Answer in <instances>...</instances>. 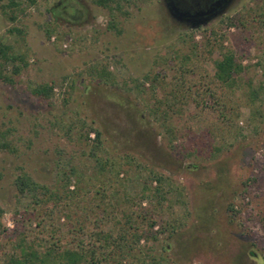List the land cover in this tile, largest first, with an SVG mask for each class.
<instances>
[{"label":"rangeland","instance_id":"rangeland-1","mask_svg":"<svg viewBox=\"0 0 264 264\" xmlns=\"http://www.w3.org/2000/svg\"><path fill=\"white\" fill-rule=\"evenodd\" d=\"M14 1H0V262L21 234L91 245L131 223L123 264H264V103L253 115L237 89L211 86L221 106L203 94L221 44L264 98L261 0H231L195 29L163 0ZM65 3L76 15L54 18ZM178 87L188 103L156 116ZM23 174L59 198L35 208Z\"/></svg>","mask_w":264,"mask_h":264},{"label":"trees","instance_id":"trees-1","mask_svg":"<svg viewBox=\"0 0 264 264\" xmlns=\"http://www.w3.org/2000/svg\"><path fill=\"white\" fill-rule=\"evenodd\" d=\"M2 1V0H0ZM30 4L34 3V0H28ZM94 4L109 8L112 4H114L115 0H93ZM21 5L16 3L14 0H8V5L2 7L3 12L6 13L8 10L10 11L13 8H19ZM53 17L59 16H70L74 17L76 15L75 7L71 5V3L61 4L59 7H54L52 9ZM71 12V13H70ZM253 16L257 17L260 21L257 26H261L264 28V0H261L260 4L258 3L257 10L253 11ZM228 26L238 27L245 26L242 21H236V19H228ZM211 45V46H210ZM209 48V52H212L215 49V45L210 43L207 44ZM218 49L220 50V57L213 62L214 66V74L212 76V84L207 83V86L203 88V94L207 97L213 98V103L216 106H221L218 103V99H216L215 93H211V86L214 84H218L222 86V88L226 90L240 91L241 96L244 97V101L246 105L251 109L253 115L259 113L258 106L264 103V98L260 96L262 88L255 89L251 87L249 82H244L241 78V75L245 71V68L241 65L238 60L237 54L230 49H224L221 44L218 45ZM6 60L12 59V57H7L5 54L3 55ZM184 62L188 64L190 62V58H184ZM18 71L17 66L14 67L13 73ZM3 80L9 81L6 77H3ZM53 87L48 85H40L32 89L31 93L33 96L48 99L53 94ZM172 95L173 99H176L169 105L168 102L161 103L159 106V111L156 112V116L159 118L166 120L168 118V112L175 106V102L179 101L181 104H187L189 95L183 91V87H178L177 91H175ZM177 94V95H176ZM179 94V95H178ZM214 96V97H213ZM211 98V99H212ZM163 109V111H162ZM160 111H162L160 113ZM93 133L95 138L93 142L96 144L98 142L101 133L99 130L91 129L88 131L89 133ZM64 183L66 184V189H68L69 178H63ZM154 180L158 181V178ZM159 182V181H158ZM16 186L21 195H27L30 202L35 206V208H44L49 202H53L59 198V190L58 189H50L45 186H40L34 183L29 177L25 174L21 175L16 180ZM74 194V193H73ZM99 192H96V195H99ZM2 215V211L0 210V217ZM23 215V214H22ZM31 216L29 213L26 216ZM23 217V216H22ZM21 217V218H22ZM21 222V221H20ZM37 223V229L41 228V231H38L39 235L43 234V226L42 223ZM130 223L129 220H127ZM126 222V223H127ZM153 221L150 222L149 228L153 227ZM133 226L126 225L120 227L115 231H111L109 233H105L104 231H99L94 236L97 238L95 242L91 245H84L83 243H72L67 242L61 244L58 240H55L54 236L51 235L49 239L42 241L40 237L33 241H29L26 239L24 234L19 236V241L16 242L13 246L18 250L17 254L10 255L7 259L0 262V264H123L122 257L127 255L132 250L131 242L129 241L131 230ZM72 230L71 232H74ZM134 231H137L134 228ZM118 233L117 236H113V233ZM143 232V230H142ZM135 238L136 242H139L140 236L138 234H132ZM254 256V254L252 255Z\"/></svg>","mask_w":264,"mask_h":264},{"label":"flooded vegetation","instance_id":"flooded-vegetation-1","mask_svg":"<svg viewBox=\"0 0 264 264\" xmlns=\"http://www.w3.org/2000/svg\"><path fill=\"white\" fill-rule=\"evenodd\" d=\"M172 18L197 28L203 21L217 15L231 0H163Z\"/></svg>","mask_w":264,"mask_h":264},{"label":"water","instance_id":"water-1","mask_svg":"<svg viewBox=\"0 0 264 264\" xmlns=\"http://www.w3.org/2000/svg\"><path fill=\"white\" fill-rule=\"evenodd\" d=\"M228 4V3H227ZM224 7H222V9H223Z\"/></svg>","mask_w":264,"mask_h":264}]
</instances>
